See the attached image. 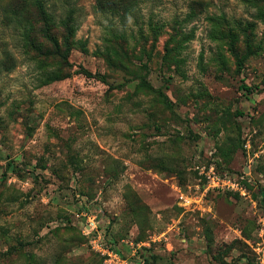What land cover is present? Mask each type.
I'll use <instances>...</instances> for the list:
<instances>
[{"label": "rangeland", "instance_id": "1", "mask_svg": "<svg viewBox=\"0 0 264 264\" xmlns=\"http://www.w3.org/2000/svg\"><path fill=\"white\" fill-rule=\"evenodd\" d=\"M0 264H264V0H0Z\"/></svg>", "mask_w": 264, "mask_h": 264}, {"label": "trees", "instance_id": "2", "mask_svg": "<svg viewBox=\"0 0 264 264\" xmlns=\"http://www.w3.org/2000/svg\"><path fill=\"white\" fill-rule=\"evenodd\" d=\"M81 71H83V73H85L84 72L85 70H81ZM86 75H87V77H91L90 74H86ZM140 86L145 88V89L151 88L150 85L144 79H141ZM244 89L248 90V88H246V87Z\"/></svg>", "mask_w": 264, "mask_h": 264}, {"label": "built area", "instance_id": "3", "mask_svg": "<svg viewBox=\"0 0 264 264\" xmlns=\"http://www.w3.org/2000/svg\"><path fill=\"white\" fill-rule=\"evenodd\" d=\"M212 183H214L216 185V182L218 183L219 180H217L216 178H212ZM94 240L91 241L92 244H94Z\"/></svg>", "mask_w": 264, "mask_h": 264}]
</instances>
